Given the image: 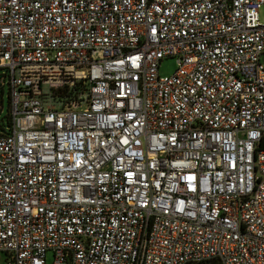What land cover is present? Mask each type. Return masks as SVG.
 <instances>
[{"label":"built area","instance_id":"built-area-1","mask_svg":"<svg viewBox=\"0 0 264 264\" xmlns=\"http://www.w3.org/2000/svg\"><path fill=\"white\" fill-rule=\"evenodd\" d=\"M262 6L0 0L6 264H264Z\"/></svg>","mask_w":264,"mask_h":264},{"label":"rangeland","instance_id":"rangeland-1","mask_svg":"<svg viewBox=\"0 0 264 264\" xmlns=\"http://www.w3.org/2000/svg\"><path fill=\"white\" fill-rule=\"evenodd\" d=\"M259 16L262 23H264V6L259 9ZM260 63L264 66V54L261 56ZM177 69L176 59L173 57L164 58L159 65V75L161 77H167L174 74ZM4 74L3 70H0V75ZM9 89L7 87L0 86V133L3 129L7 128L8 110H9ZM48 262L52 261V254H47ZM0 264H6V255L0 252Z\"/></svg>","mask_w":264,"mask_h":264},{"label":"trees","instance_id":"trees-1","mask_svg":"<svg viewBox=\"0 0 264 264\" xmlns=\"http://www.w3.org/2000/svg\"><path fill=\"white\" fill-rule=\"evenodd\" d=\"M8 122V121H7ZM7 125H8V123H7ZM210 264H217V263H210Z\"/></svg>","mask_w":264,"mask_h":264}]
</instances>
